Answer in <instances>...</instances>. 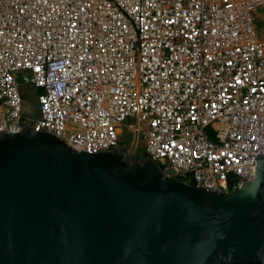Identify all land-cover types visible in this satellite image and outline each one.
Listing matches in <instances>:
<instances>
[{"label": "built area", "instance_id": "2783aa9c", "mask_svg": "<svg viewBox=\"0 0 264 264\" xmlns=\"http://www.w3.org/2000/svg\"><path fill=\"white\" fill-rule=\"evenodd\" d=\"M264 0H0V130L97 154L136 149L225 190L264 156ZM21 78V79H20ZM25 86L39 116L23 115ZM27 121L31 122L29 126Z\"/></svg>", "mask_w": 264, "mask_h": 264}, {"label": "water", "instance_id": "95a60500", "mask_svg": "<svg viewBox=\"0 0 264 264\" xmlns=\"http://www.w3.org/2000/svg\"><path fill=\"white\" fill-rule=\"evenodd\" d=\"M0 264H264V156L225 190L147 155L0 130Z\"/></svg>", "mask_w": 264, "mask_h": 264}, {"label": "rangeland", "instance_id": "374dc122", "mask_svg": "<svg viewBox=\"0 0 264 264\" xmlns=\"http://www.w3.org/2000/svg\"><path fill=\"white\" fill-rule=\"evenodd\" d=\"M259 20L258 25L261 27V31H264V9L259 10ZM21 79V78H20ZM22 90L24 91V102H23V115L29 118H37L39 116V109H38V101H37V94L38 91L35 87L25 86L22 84ZM130 120L124 122L122 126V134L120 137V146L121 147H131L136 136L133 131L129 128ZM27 124L30 126L31 122L27 121ZM143 142L141 140L138 141L136 145V153L141 155L144 154L143 149Z\"/></svg>", "mask_w": 264, "mask_h": 264}, {"label": "flooded vegetation", "instance_id": "af4514ba", "mask_svg": "<svg viewBox=\"0 0 264 264\" xmlns=\"http://www.w3.org/2000/svg\"><path fill=\"white\" fill-rule=\"evenodd\" d=\"M133 148V146H131L130 148L125 149L127 154H132V157L137 156L136 150L134 149L133 151L131 150ZM132 151V153H130Z\"/></svg>", "mask_w": 264, "mask_h": 264}, {"label": "trees", "instance_id": "16d2710c", "mask_svg": "<svg viewBox=\"0 0 264 264\" xmlns=\"http://www.w3.org/2000/svg\"><path fill=\"white\" fill-rule=\"evenodd\" d=\"M138 155L141 156L139 153H137V156H138Z\"/></svg>", "mask_w": 264, "mask_h": 264}, {"label": "clouds", "instance_id": "9594fccd", "mask_svg": "<svg viewBox=\"0 0 264 264\" xmlns=\"http://www.w3.org/2000/svg\"><path fill=\"white\" fill-rule=\"evenodd\" d=\"M128 148H130V147H128ZM135 150H137V149H135Z\"/></svg>", "mask_w": 264, "mask_h": 264}]
</instances>
